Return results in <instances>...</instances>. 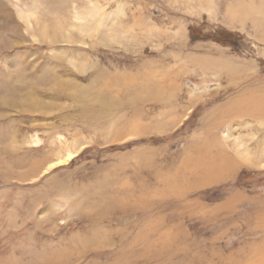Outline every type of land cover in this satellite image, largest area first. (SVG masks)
<instances>
[{"label":"rangeland","instance_id":"1","mask_svg":"<svg viewBox=\"0 0 264 264\" xmlns=\"http://www.w3.org/2000/svg\"><path fill=\"white\" fill-rule=\"evenodd\" d=\"M237 9L243 29L231 22ZM260 15L264 0H0L5 264L14 255L19 264H85L70 258L77 247L94 249L83 237L97 232L111 244L121 239L105 244L120 250L115 264H127L133 249L143 256L137 264H250L252 246L264 240V162L229 176L222 171L230 151L216 159L218 149L209 157L202 150V163L216 159L217 179L179 182L174 174L213 133L231 135L220 140L223 149L241 141L264 153V128L242 109L224 112L264 83ZM56 26L60 37L40 38V28ZM196 56H211V65L230 59L243 70L205 75ZM68 151L79 159L47 168ZM161 178L171 186L157 201ZM231 199L237 203L228 207ZM120 201L138 207L121 212ZM162 229L173 232L166 249Z\"/></svg>","mask_w":264,"mask_h":264},{"label":"bare ground","instance_id":"2","mask_svg":"<svg viewBox=\"0 0 264 264\" xmlns=\"http://www.w3.org/2000/svg\"><path fill=\"white\" fill-rule=\"evenodd\" d=\"M244 7H246V4L244 5ZM237 11H238V9L233 12V16H232V21L231 22H233V21L234 22L235 21L242 22V20L240 18L238 19ZM247 11H248V9H247ZM249 11H252V10H249ZM29 12H30V14H31L30 16L32 18L36 14V11L35 10L29 11ZM18 15L22 19L26 20V22L28 23L29 27L32 26L31 25V20L28 21V19L26 18L25 13L22 12L20 9H19ZM261 16H263V18H264V15H260V17ZM241 24H242V29H243L244 28L243 27L244 26V23L242 22ZM47 28L46 27L40 28V31H39L41 33L40 34V38H42V39H44V38L45 39H51L54 36L55 37H60L61 36V34H60L61 31L58 28V26L55 27V29L52 31V33H50L49 32V29H47ZM259 34H261V37H262L261 40L264 42V31H261ZM0 48H1V46H0ZM210 57L211 56H202V57H197L196 56V58L198 59V63L199 62H202L200 66L203 69L202 71H203V73L205 75H208V72L209 71H212L213 73H215L218 76V74H220L222 72H228V73H235V72H237L238 73V72H241L243 70V67L241 65H237L235 62H233L230 59H219L217 61L218 63H216L215 65H211V63L209 61V58ZM245 70H247V69L245 68ZM230 81H231L230 84H232V85H237L238 84L236 81L233 80V77L230 78ZM247 90L248 91H245V93H242V95H241L242 96V100H240L238 102V104L233 105L234 104V101H233L232 104H231L233 106L231 108H228L227 107L226 109H224V112L226 114L229 113V112H231L232 114H234L236 116L241 111V109H242V110H244L246 112V114L248 116H250V117L253 118L252 124L253 123H256L259 126H261L262 128H264V83L257 82V84H255L254 87H250ZM258 90H260V91H258ZM209 127L211 129L215 128L213 125H210ZM202 135H204V134H202ZM229 135L230 134H225L223 132V136L220 137L218 135V133H213L210 136L209 139H205V140H202V141L200 140L199 143H201V149H198V151H199L198 154H194L192 152H186L185 153V156H184V161H183L180 169L174 174V176L176 178L180 179L179 182L180 181H189V182L190 181H194V180H196L198 178V176H201V175H203V176L206 175L210 179V181H213V178L217 179V176L214 174L211 165H213L216 162V159L217 158H226L227 159L226 155H227V153L229 151L230 152H229L228 155L230 157L231 162L222 171V174L229 175V176H233V175H235L237 173L238 169L242 165H244V164L250 165L252 167L255 166V167L260 168L259 167V164H258V160H261V161L264 162V153H262V152L259 153L257 151L250 150L249 148H247L246 146H244L243 142L239 141L237 143H233L232 149L229 148V147H227V146H224V149H223V144L222 143H219V142L224 137L229 138L231 136V135L230 136ZM203 145L205 146L206 149H202V146ZM214 149H218V152H222V154L216 155V159L213 158V161L210 162L209 164L202 163L201 160H200V158L198 157L201 154L202 150H204V153L206 154V156L209 157V156H212V151ZM75 154H76V152H73V151H68L67 153H64L63 155L60 154V157L58 156V159L57 160H53V161L51 160L52 162H50V163L47 164V168L48 169H52V168L54 169L58 165L67 164V163L70 162V160L74 156H76ZM210 177H212V178H210ZM159 181H160V183L163 184V188L162 189H159V187H158V189H159V192H158L159 196L156 198V200L157 201H162L166 197L167 193L170 191V189H168V186H171V184L169 182V179H167V178H161V179H159ZM143 187H145V186H143ZM125 188H127L128 194L129 193H133V192L136 193V190L134 189V187H130L129 188V187H126L125 186ZM145 188H147V187H145ZM142 190H143V192L145 194L148 192V191H146L143 188H142ZM150 190L151 191L152 190H155L156 191L157 189L156 188H150ZM156 193H157V191H156ZM129 195H131V194H129ZM132 195H133L132 197L135 196L134 194H132ZM139 196L142 197V195H139ZM239 197H241V195L238 196L237 200L239 199ZM237 200H232L231 199L228 207L235 205L237 203ZM110 203L111 204H115V201H111ZM110 203H104L103 204V207L110 206L111 205ZM116 204H118V203H116ZM118 207L120 208V209L119 208L118 209L122 212V210H125V209H128V208H133V209L137 208L138 207V203H135L134 202V203L130 204L128 201H120L119 204H118ZM84 209H86V207H84ZM86 210H89V209H86ZM258 219H259L258 220L259 221V224L264 227V208H262V210H260V213L258 214ZM61 222L62 223H65L66 220H62ZM99 224H100V222H98V224H96V227H94V228H97L98 229L97 231H100L101 230L98 227ZM159 225L160 224H158V227H159ZM158 227H157L156 230H158ZM94 230H96V229H94ZM116 230H118V232H120V231L125 230V228H120L119 227ZM126 230H128V228ZM97 233H99V232H97ZM141 233H142V235L144 237L145 230H143ZM147 235H149V234H147ZM159 237L162 238V239H159V241L162 240V245L166 249V247L168 245V242L173 237V232H172V230L162 229V232L159 235ZM259 244H256V245H253L252 246V251L254 252V254L256 255V257H255V259L250 264H264V240H262ZM69 252H71V251H69ZM135 252H136V250H134V249L133 250H130L131 258H129V259L127 258L128 260L125 259V261L127 262V264H137V262L140 259H142L143 256L142 257H139L138 256L137 258L133 257V255H134ZM141 254H143V253H141ZM14 256H12V258H11V260L13 262L12 264H19L20 261H21L20 258L19 257H14ZM132 259H133V261H132ZM144 259L145 258H143V260ZM5 261H7V258L4 259L3 257L0 256V264H5Z\"/></svg>","mask_w":264,"mask_h":264},{"label":"crops","instance_id":"3","mask_svg":"<svg viewBox=\"0 0 264 264\" xmlns=\"http://www.w3.org/2000/svg\"><path fill=\"white\" fill-rule=\"evenodd\" d=\"M96 230H98L97 228H95ZM105 230L104 228L102 229V231ZM106 230H110V228H107ZM79 234V233H78ZM92 239L88 238L87 235H85L83 237V242L85 241L84 243V247H88L90 245H93L94 244V241L96 244L94 249H91V250H88V251H82V249H84L82 247V249L80 248H76V253L72 255V257L70 258V261L72 263H77V262H81L83 261L85 264H91V263H95V264H115L113 263L115 261V259L117 258L118 260V257H119V254L121 255L120 250L115 252L113 251V248H110V247H107L105 246V244L109 245L111 244V241L108 239V240H105V236L104 235H100V233H93L92 234ZM115 241V240H113ZM112 241V242H113ZM121 241V239L119 241H116L114 243L111 244V246H115L117 243H119ZM46 243L48 245H50L49 241L47 240ZM76 246H78V244H76ZM82 252H80V250ZM105 252H107L105 254ZM91 256L90 260H83L84 258L88 257V256ZM108 255V256H107Z\"/></svg>","mask_w":264,"mask_h":264},{"label":"trees","instance_id":"4","mask_svg":"<svg viewBox=\"0 0 264 264\" xmlns=\"http://www.w3.org/2000/svg\"><path fill=\"white\" fill-rule=\"evenodd\" d=\"M77 159H79V155H78L77 157L73 158L72 161H75V160H77Z\"/></svg>","mask_w":264,"mask_h":264}]
</instances>
